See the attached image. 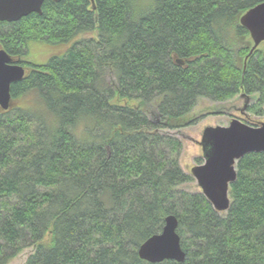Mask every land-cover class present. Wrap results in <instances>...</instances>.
<instances>
[{
  "label": "trees",
  "instance_id": "1",
  "mask_svg": "<svg viewBox=\"0 0 264 264\" xmlns=\"http://www.w3.org/2000/svg\"><path fill=\"white\" fill-rule=\"evenodd\" d=\"M262 1L45 0L0 21V49L27 69L0 108V264L29 247L23 264H264V152L238 161L222 213L185 188L183 142L165 131L202 97L255 95L262 113L264 50L245 63L239 23ZM39 42L71 45L27 61ZM170 214L185 260L142 259Z\"/></svg>",
  "mask_w": 264,
  "mask_h": 264
},
{
  "label": "water",
  "instance_id": "2",
  "mask_svg": "<svg viewBox=\"0 0 264 264\" xmlns=\"http://www.w3.org/2000/svg\"><path fill=\"white\" fill-rule=\"evenodd\" d=\"M44 1L0 0V21H17L32 12L42 14ZM239 23L248 30L252 41V47L245 58L246 63L254 50L264 44V1L243 12ZM178 62L184 63L180 59ZM25 74L26 68L14 61L5 49H0L1 109L8 110L13 105L11 85L22 80ZM242 95L247 98V106L251 96ZM200 144L205 161L192 167L191 174L215 210L225 213L231 205L229 191L231 183L237 177L238 161L248 153L264 152V122L256 126L239 118H233L228 125L207 126ZM178 226L177 216L168 215L162 232L150 236L140 245L139 256L152 263L164 260L183 262L186 252L181 244Z\"/></svg>",
  "mask_w": 264,
  "mask_h": 264
},
{
  "label": "rangeland",
  "instance_id": "3",
  "mask_svg": "<svg viewBox=\"0 0 264 264\" xmlns=\"http://www.w3.org/2000/svg\"><path fill=\"white\" fill-rule=\"evenodd\" d=\"M90 36H96V33L81 35V37ZM70 45V43L63 46L59 44L53 45L48 42L32 43L29 54L25 59L38 64L44 63L50 56L62 53ZM260 48L264 50V44L260 45ZM240 93L226 101H215L207 97L199 98L192 112V116L197 117V119L191 125L181 129H165L166 132L174 134L183 142L179 162L184 171L191 172L192 167L202 164L205 161L200 144L205 127L228 125L233 118H239L256 126L264 122V107L260 114L251 111L250 106L254 100L246 106V97ZM131 103L135 104L136 102L131 101ZM154 118L158 119L159 115H155ZM185 188L190 191L200 189L196 179L188 183ZM33 250V247L25 248L9 264H23Z\"/></svg>",
  "mask_w": 264,
  "mask_h": 264
},
{
  "label": "flooded vegetation",
  "instance_id": "4",
  "mask_svg": "<svg viewBox=\"0 0 264 264\" xmlns=\"http://www.w3.org/2000/svg\"><path fill=\"white\" fill-rule=\"evenodd\" d=\"M253 99H254V97H250V102L253 101ZM246 100H247V98H246Z\"/></svg>",
  "mask_w": 264,
  "mask_h": 264
}]
</instances>
